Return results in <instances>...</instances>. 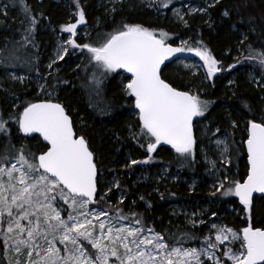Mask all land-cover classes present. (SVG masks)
<instances>
[{
  "label": "snow or ice",
  "instance_id": "1",
  "mask_svg": "<svg viewBox=\"0 0 264 264\" xmlns=\"http://www.w3.org/2000/svg\"><path fill=\"white\" fill-rule=\"evenodd\" d=\"M75 2L79 9L78 0ZM160 6L167 8L168 0H161ZM77 15V22L63 26V32L75 36L77 24L85 23L84 13L78 11ZM35 23L32 18L31 25ZM166 37L167 33L163 31L157 37L139 24H123L98 46L78 44L72 38L67 40L72 48L87 50L90 60L102 73L122 70L130 74L126 77L124 90L127 96L134 98L142 130L140 135L145 138L148 153V159L132 160V164H147L161 144L170 145L181 157L191 155L194 118L204 116L210 106V102L178 90L162 79L161 65L170 57L187 51L203 61L202 67L211 78L219 70L218 61L207 48L190 46L187 41H182L180 47H171L165 43ZM62 51L67 54V48ZM58 58L62 60L64 55L58 53ZM248 58H258L264 68V54H250ZM259 86H264V81ZM15 123L25 136L38 133L46 142V151L38 157L31 154L30 159L21 148L15 163L10 167L0 166V218L8 217L7 230L3 234L5 251H8L10 240L17 253L21 252L20 246H24L28 249L27 264H204L202 257L211 264H228L229 261L231 264H264V229L253 227L250 222L240 233L212 224L215 242L206 237L203 242L206 246L197 249L178 246L180 241L168 243L162 234L146 229L139 218L135 219L134 227L118 225L114 221L127 219L120 210L114 219L100 220V217L108 216L106 211L87 209L97 193L94 154L86 138L74 131L64 107L50 101L30 102L16 115ZM6 124V121H0V132L8 131ZM245 143L246 178L243 182L225 178L216 190H223L225 197L238 198L243 211L250 214L254 194H262L260 199H264V123L248 121ZM5 162H10L8 154H0V165ZM115 186L119 187V183ZM57 198L71 210L67 220L61 219ZM74 211L78 215H73ZM21 221H27V226ZM0 223H3L2 219ZM13 232L17 235H9ZM25 232L27 238L23 239L21 235ZM186 238L193 237L186 234ZM56 240L63 249L56 246ZM39 241L46 242L47 247ZM236 243L238 249L232 247ZM88 245L94 253L89 251ZM33 253L39 260L31 259Z\"/></svg>",
  "mask_w": 264,
  "mask_h": 264
},
{
  "label": "trees",
  "instance_id": "2",
  "mask_svg": "<svg viewBox=\"0 0 264 264\" xmlns=\"http://www.w3.org/2000/svg\"><path fill=\"white\" fill-rule=\"evenodd\" d=\"M60 1V3H55L51 0H41L33 8L29 7L31 0L8 1V15L3 17L0 12V19L9 24L12 31L0 33V47L3 48L0 51V65L6 70H17L41 76L45 88L55 95V100L51 102L59 103L64 107L66 114L71 118L76 134L83 135L88 141L98 171V194L93 205L111 213H117V210H120L127 218L134 221L139 218L143 225H146L148 223L147 218L155 219L158 215L164 218L160 209L163 205L189 202L195 196L200 198L201 196L197 191L189 193L182 185L164 183L163 186L158 188L160 195H162V201H158L148 195V189L143 184L133 189L131 180L126 178L131 170L126 168L122 170L119 167L115 171L119 183L117 188L122 191L126 198L132 192L141 194L146 205L150 208V212L143 214L139 210V205L130 210L127 207L128 200L117 204L111 202L109 197L102 196L103 199L99 197L102 192L101 182L103 181V178L99 175L101 168L109 164H115L117 160L123 158L121 156L123 150L116 153L113 141L122 144L124 150L132 148L130 141L126 139L125 132V127L133 124L128 116L130 103L126 100L125 93L120 89L116 77L112 75L101 77L100 82L97 83V79L92 81L88 78L86 74L88 71L85 70L87 68L86 63L74 65L76 67L68 64V59L73 54L77 55V49L68 51L58 63L60 66L58 71L44 76L39 64L38 52L43 46V42L40 41L41 32L39 31L38 22L45 18L52 27L57 30L61 29L68 20L64 3L72 7L75 1ZM94 2L95 0H79V5L83 9L80 10L83 13L85 12L86 17L85 15L84 17L87 25H91L94 19L99 21L100 26L93 31L90 37L94 45L96 42L99 44L100 39L106 32L118 29L123 23H141L148 25L156 32L163 31L167 33L165 40L171 43L181 38H188V45L211 50L215 59L223 62L226 66L231 65L233 67L235 63L237 65V63L240 64L243 61L249 63L247 66L251 67L259 78L256 90L247 83L240 73H237L240 69L224 71L213 80L211 95L205 100L210 102L206 118L216 120L228 137L229 160L225 168L228 178L229 180L236 179L242 182L247 174L244 143L247 139L248 121L254 120L264 123V86H259V83L264 81V68L260 65L258 58H248L250 54L252 56H256L257 53L264 54V0H215L214 4L208 9L209 26H204L203 22L200 21L202 18L198 16L188 18V28L185 30L168 20L155 26L149 22L150 17L147 12L141 13L136 9L131 10L130 5H121L114 13L106 15L102 10H96ZM18 5L20 6V14L25 17V23L21 26H18L17 22L10 21L15 17L14 13L18 14ZM35 8L41 13V18L36 17ZM225 12L228 13L227 16L224 15ZM32 18L36 21L34 26L31 25ZM240 34L243 35L242 38ZM24 38L27 45L24 44V53L20 55V53L18 54V43ZM236 49H239L242 53L238 58H234ZM18 62L21 67L18 66ZM63 64L64 66L61 68ZM232 75H235L234 85L231 87L233 91L227 93L228 88L225 87V84ZM162 79L178 90L187 91L184 82L174 76L169 62L162 69ZM32 87L30 84L21 87L19 85L13 86L11 101L13 104L20 103V105H17L15 113L12 114V124H10V119H7L11 107L5 102L4 95L0 93V121H6L8 129L6 133L0 132V154H8L9 159H14L21 148L24 149L26 154H29L30 159L32 158L31 154L38 157L42 151H46V147L38 137H23L18 125L15 123L16 115L22 112L28 103L42 102L35 97V91L32 90ZM227 115L229 116L228 119ZM81 120L84 121L83 126H80ZM228 120L235 125L233 130L228 127ZM231 134L235 136L232 137ZM135 139L139 145H142V139L137 136ZM162 164L169 166L172 170H181L183 175H196L198 170L192 159L179 160L173 157L169 147L165 145L154 153L153 166ZM225 186L227 187V185ZM222 191L216 195L207 194L212 199L221 202L220 208H223L224 205L238 207L244 219L243 221H236L230 216L227 220L229 224H243L245 227L250 222L253 227L264 229V199L255 198L249 214L243 211V206L236 201L234 196L225 197L222 195ZM54 204L57 205V202L54 201ZM114 204L116 205L114 206ZM59 208L63 209L62 205L59 204ZM211 208L213 210L215 206L211 205ZM242 228H240V231ZM186 234L191 235L193 238H186ZM194 239H196L194 233L188 230L176 229L169 242L189 243ZM8 256H10L9 250L6 252L0 241V264H9Z\"/></svg>",
  "mask_w": 264,
  "mask_h": 264
},
{
  "label": "rangeland",
  "instance_id": "3",
  "mask_svg": "<svg viewBox=\"0 0 264 264\" xmlns=\"http://www.w3.org/2000/svg\"><path fill=\"white\" fill-rule=\"evenodd\" d=\"M8 1L9 0H0V12L3 17L7 16L8 9ZM41 0H31V5L29 7L36 6L40 3ZM55 3H60V0H51ZM75 1V0H74ZM79 2V0H78ZM215 0H168L169 6L167 8L161 7V0H95L94 7L96 10H102L104 14L109 15L117 11V9L121 5H130V9H136L139 12H147L149 15V22L151 24L160 25L165 20L171 21L174 24L178 25L181 29L185 30L188 28V18L201 17L203 25L209 26L210 17L208 15L209 5H213ZM64 3V2H63ZM75 4L69 6L64 3V7L67 9L68 20L63 26L68 25L69 23H73L78 11L82 9L81 5L79 9H77L76 2ZM75 6V7H74ZM26 9L29 10L28 7ZM83 10V9H82ZM36 17L41 18V13L37 8H35ZM85 15V12H84ZM13 20L10 19L11 22H17L18 26L23 25L25 22V17L20 14V6L18 5V14L14 13ZM72 17V18H70ZM86 17V15H85ZM181 17L183 19H181ZM123 24H139L145 28H148L150 31H153L154 34L159 37L160 32H156L148 27L146 24L141 23H123ZM39 31L41 32L40 41L43 42V46L38 52L40 58V69L43 72L44 76L48 73H54L60 69L58 63L61 59L58 58V53H63L62 48H67V53L72 48L71 45L67 44V40L72 38L78 44H92L94 45L92 39H90L93 31L100 26L98 19H94L93 23L88 24L86 27L81 29L77 34L72 37L70 33H66L62 31V28L57 30L52 27L47 19L43 18L39 20ZM62 26V27H63ZM122 26V24H121ZM120 28V27H118ZM11 26L7 24L4 20L0 19V33L12 31ZM116 30V29H115ZM115 30L108 31L106 34L100 39L99 44L103 43L104 40ZM242 38L243 35L240 34ZM188 38L178 39L176 42H169L165 40V43L171 47H180L182 46V41H187ZM26 44L25 38L20 40L18 43V54L22 55L24 53L23 47ZM96 42V46L99 45ZM3 48L0 47V51ZM77 49V55H72L68 60V64H71L72 67L74 65H81L86 63L88 72L86 73L88 78L93 81V79H97L96 82L99 83L101 77H105L108 75H112L116 77L120 84V89L125 93L124 85L127 83V79L125 74L120 73L119 71L116 73H102L100 69L95 67V62L91 61L89 58V54L87 50ZM208 51L212 54L213 52L208 49ZM182 56L177 57L169 62V66L171 67L174 76L178 80H182L184 85L187 86V91L192 95H197L201 100H206L210 97L212 91V82L213 80L221 75L224 71H234L235 69H240L237 73H240L248 84H250L255 90L257 89L259 78L255 74L254 70L251 67H248V62L243 61L242 63L232 67L231 65L226 66L223 62H219L217 64V68L219 69L214 73L211 78H208L207 69L203 68V61L199 59V57L195 56L193 53L184 52L181 53ZM241 52L239 49H236L234 54V58H238L241 56ZM214 57V56H213ZM215 58V57H214ZM53 61H55L53 63ZM51 64V67L49 65ZM252 64V63H251ZM18 66L21 67V64L18 62ZM64 64L61 65L63 68ZM74 66V67H76ZM84 70V71H85ZM95 73V76H94ZM235 75H232L230 80L225 84V87L228 88L227 93L233 91L231 87L234 85ZM27 84L32 85L35 91V97L39 99V101H53L55 100L54 93L48 91L43 83V79L41 76L35 74H28L22 71L17 70H6L0 65V93L3 94L6 103L10 105V111L7 116V119H10V124H12V114L15 113V109L19 104H13L11 101V91L14 85L25 86ZM84 89V88H83ZM126 100L130 103V108L128 110V116L133 121L132 125H127L125 127L126 139L129 140L132 148L124 150L122 148V144H117L113 141V145H115L116 153L120 151L123 152V158L116 161L115 164H109L104 168H101L100 177L103 178L101 182L102 192L99 194V197H109L111 202L121 203V201L128 200L127 207L131 210L133 207L139 205V210L143 214H148L150 212V208L146 205L144 201V197L139 194L132 192L128 198L119 190L115 185L118 182V175L115 172L116 168L124 170V168L131 170V173H128L126 178L127 180H131V186L133 189L138 185H144L146 189H148V195L152 198H156L158 201H162V195H160L159 187L163 186L164 183H174L177 185H182L185 190L189 193L192 191H197V193L201 196L200 198L195 196L189 202H184L180 204H168L163 205L160 209L163 212L164 218L158 215L155 219L147 218V224L144 227L154 229V231L158 234H162L168 243H176V241L169 242L172 237L174 231L176 229L179 230H188L191 233H194L196 239L192 240L189 243H180L178 246H183L185 248L195 247L199 249L202 246H206L203 244L206 237H210L213 242H215V230L211 228L212 224H216L217 226H223L227 228H231L237 233H240V228L244 227V225H231L227 222L228 218L231 216L236 221H243V216L239 211L238 207H233L231 205H224L223 208H220L221 202L212 199L208 196L207 193H215L214 195L220 193L217 191V187L221 181H224L225 178H228L227 172L225 168L228 165L229 160V146H228V137L226 132H224L221 127L218 125L216 120H210L206 118V113L202 117H195L193 124V136H194V145L193 152L188 157L179 156L172 148L169 147L170 153L173 157H176L179 160L190 158L197 165L198 170L196 171V175L186 174L183 175L182 171H176L170 169L167 165H154V153L164 144L158 145L156 150L151 154L152 158L149 160L147 164L138 163L132 164V160L143 161L148 159L147 153V144L145 138L140 135L141 128L139 126V120L137 116V110L134 107V98L127 96L125 94ZM227 115V119H228ZM84 125V121H80V126ZM228 127L233 130L234 125L228 120ZM218 130V131H217ZM230 130V131H231ZM232 133V132H231ZM139 137L142 139V145H139L136 142L135 137ZM234 137V134H231ZM220 143H217V142ZM21 143V142H20ZM167 146V145H165ZM168 147V146H167ZM225 149H227L225 151ZM195 159V160H194ZM10 162H5L4 167H10L11 163H15L14 159H9ZM19 167V165H17ZM134 167V168H133ZM18 175V173H16ZM7 180V177L4 178ZM206 197V198H205ZM205 198V199H204ZM58 199V198H57ZM221 200V199H220ZM58 203L62 205L63 209L61 211V219H68V212L71 211L68 209V205L65 204L62 200L58 199ZM92 204L87 206L88 210L91 211H106L108 216L100 217V220L107 221L109 218H115L117 213H111L105 209L98 208ZM53 205L56 206L53 202ZM116 204H114L115 206ZM211 205L215 206V209L212 210ZM15 213L16 210L13 209ZM73 215H78L77 211L73 212ZM91 218V217H90ZM3 223H0V241L4 245L3 234L7 230V220L8 217L5 215L3 218ZM30 219H35L34 217H30ZM42 222V221H41ZM118 225L122 224L126 227H134L135 221L127 218L126 220H116L114 221ZM71 223V222H69ZM96 223V221H94ZM23 226H27V221H21ZM97 234H99V230L97 229ZM11 236H16L17 233L13 232L9 234ZM21 238L26 239V232L21 235ZM51 239V237H48ZM46 248V242L39 241ZM56 246L60 249H63V245L59 243L58 240L54 241ZM227 243V242H225ZM5 247V245H4ZM21 247V252L17 253L12 249V241H9L8 250L10 256H8L9 264H17V261L20 264H27L29 257L27 256V251L24 246ZM89 251L95 252V250L91 249V246H87ZM224 246L222 245L221 248ZM232 247L238 249L239 244L236 243L232 245ZM63 255V252L61 253ZM33 260H39V257L33 253ZM204 260V264H211L210 261ZM228 264H231L229 261Z\"/></svg>",
  "mask_w": 264,
  "mask_h": 264
},
{
  "label": "water",
  "instance_id": "4",
  "mask_svg": "<svg viewBox=\"0 0 264 264\" xmlns=\"http://www.w3.org/2000/svg\"><path fill=\"white\" fill-rule=\"evenodd\" d=\"M78 15H77V17H76V19H75V21L73 22V24H75L76 22H77V20H78ZM87 26V21H86V18H85V23H83V24H77V27H76V33L78 32V31H80L81 29H83L84 27H86ZM76 35V34H75ZM71 36H72V34H71ZM181 56V53L180 54H177V56H173V57H170L168 60H166L162 65H161V69H163V67H164V65L167 63V62H169L170 60H172V59H174V58H177V57H180ZM119 72H121V73H123V74H125V75H127V76H129L130 74H128V73H124L122 70H118ZM52 103H54V102H52ZM66 112V111H65ZM71 119V118H70ZM21 133V132H20ZM21 135L23 136V137H26V138H32V137H38L40 140H41V142L43 143V145H45L46 144V142H44L43 141V139H42V137H40L39 136V134L38 133H33L31 136H25L23 133H21ZM247 140V139H246ZM246 142V141H245ZM167 146H169L170 148H171V146L170 145H167ZM244 150H245V155H246V164H247V149H246V143H244ZM37 163H38V161H37ZM247 168H248V165H247ZM246 176H247V174H246ZM97 177H98V171H97ZM246 178V177H245ZM244 178V179H245ZM97 179V178H96ZM243 182V181H242ZM97 194H98V189H97V193H96V195H95V197H94V200H93V203L96 201V197H97ZM262 194H259V193H255L254 194V199L255 198H260V196H261ZM235 199H236V201L239 203V200H238V198H236L235 197ZM253 199V200H254ZM240 204V203H239ZM241 205V204H240Z\"/></svg>",
  "mask_w": 264,
  "mask_h": 264
}]
</instances>
